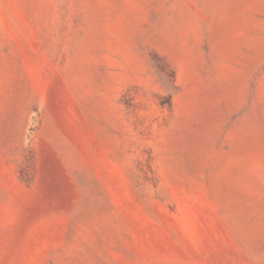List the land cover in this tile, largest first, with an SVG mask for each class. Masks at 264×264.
Masks as SVG:
<instances>
[{
	"label": "rangeland",
	"instance_id": "obj_1",
	"mask_svg": "<svg viewBox=\"0 0 264 264\" xmlns=\"http://www.w3.org/2000/svg\"><path fill=\"white\" fill-rule=\"evenodd\" d=\"M0 264H264V0H0Z\"/></svg>",
	"mask_w": 264,
	"mask_h": 264
}]
</instances>
